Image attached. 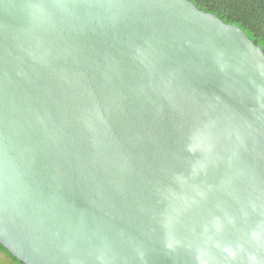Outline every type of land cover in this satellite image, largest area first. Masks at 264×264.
I'll use <instances>...</instances> for the list:
<instances>
[{
	"label": "water",
	"instance_id": "obj_1",
	"mask_svg": "<svg viewBox=\"0 0 264 264\" xmlns=\"http://www.w3.org/2000/svg\"><path fill=\"white\" fill-rule=\"evenodd\" d=\"M0 246L264 264L261 46L189 0H0Z\"/></svg>",
	"mask_w": 264,
	"mask_h": 264
},
{
	"label": "trees",
	"instance_id": "obj_2",
	"mask_svg": "<svg viewBox=\"0 0 264 264\" xmlns=\"http://www.w3.org/2000/svg\"><path fill=\"white\" fill-rule=\"evenodd\" d=\"M201 10L215 14L227 24L239 27L247 37L264 51V0H189ZM0 252L18 264L0 246Z\"/></svg>",
	"mask_w": 264,
	"mask_h": 264
},
{
	"label": "rangeland",
	"instance_id": "obj_3",
	"mask_svg": "<svg viewBox=\"0 0 264 264\" xmlns=\"http://www.w3.org/2000/svg\"><path fill=\"white\" fill-rule=\"evenodd\" d=\"M0 264H14L10 258L4 254L0 252Z\"/></svg>",
	"mask_w": 264,
	"mask_h": 264
},
{
	"label": "flooded vegetation",
	"instance_id": "obj_4",
	"mask_svg": "<svg viewBox=\"0 0 264 264\" xmlns=\"http://www.w3.org/2000/svg\"><path fill=\"white\" fill-rule=\"evenodd\" d=\"M15 264V263H14Z\"/></svg>",
	"mask_w": 264,
	"mask_h": 264
}]
</instances>
